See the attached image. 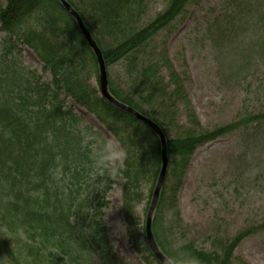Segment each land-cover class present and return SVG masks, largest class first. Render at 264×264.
I'll list each match as a JSON object with an SVG mask.
<instances>
[{
    "label": "trees",
    "instance_id": "1",
    "mask_svg": "<svg viewBox=\"0 0 264 264\" xmlns=\"http://www.w3.org/2000/svg\"><path fill=\"white\" fill-rule=\"evenodd\" d=\"M68 1L91 31L106 68L119 61L134 67L132 93L116 88L107 71L110 92L155 121L166 135L169 169L153 219L157 244L174 264H232L233 250L263 230V220L234 237L217 238L210 252L191 241L178 250L169 247L161 222L179 219L177 190L198 147L237 132L244 137L252 128L256 134L264 131V109H247L225 125L204 128L184 79L164 49L161 58L146 64L142 60L149 39L159 31L168 32L194 0H169L166 10L137 27L122 19L132 23L141 18L144 0H93L92 8L85 9L90 20L97 21V26L102 22L116 36L117 42L105 47L99 32L84 17V2ZM235 1L227 0L223 10L230 11ZM238 14L223 25L233 36L229 40L248 26L244 19L249 13L243 9ZM0 23L5 35L0 41V264H128L115 252L103 219L107 193L116 179L124 180L123 220L129 246L145 264H162L152 255L137 214L145 200L143 188L149 183L148 210L160 170L158 137L104 100L87 80L90 62L97 63L95 54L57 0H7L0 6ZM23 46L36 52L43 71L51 74L50 81L23 65ZM259 50L263 52L264 46ZM160 67L166 69L165 75ZM67 99L107 123L123 153L121 166L110 165L103 142L91 139L96 137L80 125L71 106L65 105ZM181 111L186 113L184 123Z\"/></svg>",
    "mask_w": 264,
    "mask_h": 264
},
{
    "label": "rangeland",
    "instance_id": "2",
    "mask_svg": "<svg viewBox=\"0 0 264 264\" xmlns=\"http://www.w3.org/2000/svg\"><path fill=\"white\" fill-rule=\"evenodd\" d=\"M72 1L77 5L84 2V7L81 6L84 17L99 32L103 46H113L117 42L114 32L103 27L102 22L97 26V21L90 20L91 16L85 10L86 7L92 8L93 0ZM168 1L144 0L143 16L132 20V23L129 19H122V22L135 27L141 23L143 26L166 10ZM226 1L194 0L189 3L185 15L179 17L168 32L159 31L149 39L142 57L146 64L161 58L164 49L173 69L184 79L189 100L204 128L225 125L240 114L243 116L247 109L255 112L264 109V51L259 50L264 46V28L261 30L264 27V0H233L230 11L223 10ZM6 3L7 0H0V6ZM243 9L249 13L244 19L248 26L243 27V32H238L235 39L229 40L227 38L232 35L224 31L223 25L230 16L239 15L238 11ZM3 37L5 35L0 32V41ZM22 49L23 65L36 69L44 80L50 81L51 74L43 71V63L36 52L27 46ZM90 63L92 68L86 74L87 80L100 90L97 63L94 59ZM160 70L166 74V69L160 67ZM107 71L116 88L132 93L130 87L135 81L133 66L119 61L109 65ZM135 87L138 88L139 83H135ZM65 102L78 116L80 125L96 137V140L91 139L103 142L110 165L121 166L123 153L107 123L99 121L73 99ZM179 116L184 123L186 113L181 111ZM246 133L244 137L240 132L226 135L198 147L177 190L179 219L176 221L168 216L161 222L165 243L169 247L178 250L180 245L191 241L210 252L214 250L213 241L217 238L234 237L248 225L264 221V131L256 134L252 128ZM123 182L116 179L107 193L108 204L103 209L107 236L115 252L128 264H145L132 251L127 240L122 206ZM150 188L149 183L145 185V200L137 207L143 226ZM233 251L232 264H264V229L244 239Z\"/></svg>",
    "mask_w": 264,
    "mask_h": 264
},
{
    "label": "water",
    "instance_id": "3",
    "mask_svg": "<svg viewBox=\"0 0 264 264\" xmlns=\"http://www.w3.org/2000/svg\"><path fill=\"white\" fill-rule=\"evenodd\" d=\"M62 7L71 15V17L76 21L78 24V28H80V31L85 38L86 42L89 45V48L92 49L93 53L95 54V58L97 61L98 66V72H99V89L102 97L104 100L108 101L113 106L117 107L119 110H122L138 121L142 122L146 126H148L158 137L160 142V150H161V166L160 170L157 176V180L155 183V187L152 193L151 201L149 202V208L146 212V220H145V238L147 241V245L152 253V255L160 261L162 264H174L170 258L161 250L159 245L157 244V241L153 234V219L158 207V201L160 200L161 191L164 187L165 180L167 177V173L169 169V157L167 152V139L164 131L161 129V127L152 119H150L148 116L142 114L136 109H133V107L125 104L124 102L117 99L111 92L109 88V82H108V73L106 68L105 59L103 58V53L101 49L99 48L98 44L96 43L94 37L92 36L91 31L86 27V24L81 17V15L78 13V11L75 10L74 7L68 2V0H57Z\"/></svg>",
    "mask_w": 264,
    "mask_h": 264
}]
</instances>
